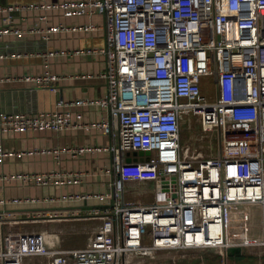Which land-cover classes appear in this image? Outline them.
I'll return each mask as SVG.
<instances>
[{
  "label": "built area",
  "instance_id": "2783aa9c",
  "mask_svg": "<svg viewBox=\"0 0 264 264\" xmlns=\"http://www.w3.org/2000/svg\"><path fill=\"white\" fill-rule=\"evenodd\" d=\"M33 5L63 7L75 14H104L105 43L97 49L106 56L102 70L106 92L59 103L105 107L108 117L94 120L93 125L115 137L108 144L36 149L55 156L63 150L74 154L108 150L113 161L105 170L111 175L107 189L64 191L47 199L97 198L106 203L85 210L47 209L24 218L79 215L97 219L82 244L54 245L51 231L44 228L17 229L9 237L1 232L0 264H23L26 256L35 254L46 256L48 264H125L133 255L152 256L161 249L219 247L217 251L224 255L231 243L225 230L227 217L247 202L264 206V0H43L0 3V11ZM82 26L92 24L71 27ZM38 29L0 24V37ZM57 51L68 50L42 54ZM58 77L49 70L21 76L50 88ZM3 79L0 76V86ZM182 120L190 124L195 120L201 131L218 130V153L204 155L201 150L184 148ZM73 125L67 108L0 112L3 133L62 130ZM132 149H150L151 153L149 158L137 154L131 160L120 159L121 151ZM15 152L0 142V160ZM86 174L82 169H64L10 172L3 177L70 184L82 182ZM146 180L153 181L151 188L127 186ZM40 199L0 197V207ZM4 215L6 211L0 210V219ZM258 239L233 242L247 244Z\"/></svg>",
  "mask_w": 264,
  "mask_h": 264
},
{
  "label": "crops",
  "instance_id": "0c3cea01",
  "mask_svg": "<svg viewBox=\"0 0 264 264\" xmlns=\"http://www.w3.org/2000/svg\"><path fill=\"white\" fill-rule=\"evenodd\" d=\"M43 0H0V3H37ZM8 16V19L4 17ZM63 23L60 29L47 30L50 25ZM91 27L72 28L74 24H88ZM0 24L19 25L39 28L34 33L21 36L7 34L0 37V76H4L0 86L1 111H39L53 108H67L76 125L62 130L50 128L34 131H0V142L5 148L16 150L0 160V197L40 196L38 201L7 203L6 214L35 216L47 209L85 210L90 205H101L106 201L88 198L75 201L47 200L53 194L73 190L107 189L111 175L105 174L113 161L108 150L73 153L63 150L60 156L53 152L38 151L36 148L66 147L79 145L108 144L115 137L102 127L93 125L94 120L108 117V110L95 103H59L61 99L69 101L78 98H95L103 95L107 89L106 78L102 75L105 67V53L97 48L105 43L104 14L101 12L75 14L63 7H45L33 5L11 11H0ZM82 48L81 51H75ZM66 49L45 56L48 50ZM21 52V55L13 53ZM54 72L59 77L53 81L54 88L39 85L21 78L26 73ZM27 150V151H21ZM31 150V151H29ZM64 169H82L87 171L80 183L56 184L49 182L38 184L30 180L7 179L3 175L10 172H41ZM153 181L146 180L127 184L128 188L142 190L151 188ZM45 197V198H44ZM41 219H36L39 221ZM31 221V220H30ZM38 228H46L43 225ZM34 229V228H33ZM226 236L231 243L225 248L223 264H264V206L259 203H245L237 212L231 213L225 224ZM243 238L258 242L235 243ZM83 243V242H82ZM80 243V244H82ZM79 245V244H73ZM66 245V246H73ZM65 246V245H58ZM173 251V250H168ZM202 251V250H201ZM43 256L40 254L29 255ZM24 259V262H25ZM47 261V258H46ZM23 262V264H24ZM48 264V263H47ZM211 264V263H209Z\"/></svg>",
  "mask_w": 264,
  "mask_h": 264
},
{
  "label": "rangeland",
  "instance_id": "374dc122",
  "mask_svg": "<svg viewBox=\"0 0 264 264\" xmlns=\"http://www.w3.org/2000/svg\"><path fill=\"white\" fill-rule=\"evenodd\" d=\"M194 116L193 114H191ZM218 130L201 131L198 123L193 120L191 124L187 120L181 122V142L184 148L189 146L192 152L201 150L204 155L215 154L220 150V135ZM110 175V173L105 172ZM132 197L131 195H128ZM22 216L7 214L0 219L1 238L9 237L8 233L17 229H32L44 226L51 231L50 241L54 245H73L84 242L92 233V226L97 219L83 218L79 215H70L62 219L22 220ZM3 236H2V234ZM223 258L212 249L198 250L196 248L186 250H158L152 256L133 255L125 264H223ZM24 264H47L43 256H33L25 259Z\"/></svg>",
  "mask_w": 264,
  "mask_h": 264
},
{
  "label": "water",
  "instance_id": "95a60500",
  "mask_svg": "<svg viewBox=\"0 0 264 264\" xmlns=\"http://www.w3.org/2000/svg\"><path fill=\"white\" fill-rule=\"evenodd\" d=\"M151 153L150 149H132V150H126L125 152L121 151L120 153V159H125V160H131L132 158H136L137 154L140 155V157H143V154L146 155V158H149ZM114 198H111V203H113ZM219 249V247H217ZM207 264H209L207 262Z\"/></svg>",
  "mask_w": 264,
  "mask_h": 264
}]
</instances>
